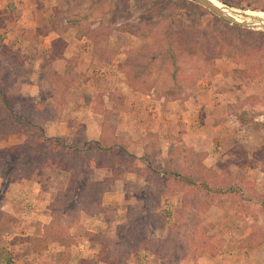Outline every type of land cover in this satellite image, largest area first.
I'll list each match as a JSON object with an SVG mask.
<instances>
[{
    "label": "rangeland",
    "instance_id": "rangeland-1",
    "mask_svg": "<svg viewBox=\"0 0 264 264\" xmlns=\"http://www.w3.org/2000/svg\"><path fill=\"white\" fill-rule=\"evenodd\" d=\"M215 1L257 18L264 14V0L243 4L248 9ZM148 6L159 13L143 36L142 8ZM173 18L170 43L179 57L151 61ZM231 25L189 0H0V85L19 99L18 116L25 98L42 109L33 120L47 125L42 137L37 129L3 136L11 122L0 123V213L6 214L0 264H105L97 258L100 243L88 233L105 240L123 264H264L258 234L264 228V162L252 157L264 150V51L247 66L231 59V45H225L248 35L256 40L264 30L246 28V34ZM186 32L192 38L182 46ZM57 40L65 47L55 60ZM16 56L22 59L11 60ZM18 61L25 70L20 75L12 67ZM87 129L104 146L129 155L121 158L122 179L102 195V209L93 215L85 213L93 200L85 203L84 184L64 196L68 174L45 161L51 152L82 149L90 140ZM154 166H189L217 175L219 183L230 177L238 191L203 207L206 196L190 202L168 191L152 176ZM82 169L93 181L111 176L93 162ZM138 227L157 248L167 241V250L128 251L126 237ZM198 234L211 246L190 257ZM29 237L36 250L47 240V249L13 243Z\"/></svg>",
    "mask_w": 264,
    "mask_h": 264
},
{
    "label": "trees",
    "instance_id": "trees-1",
    "mask_svg": "<svg viewBox=\"0 0 264 264\" xmlns=\"http://www.w3.org/2000/svg\"><path fill=\"white\" fill-rule=\"evenodd\" d=\"M222 4L236 7V8H245L243 4H246V7H248V1L250 0H236L234 3H225L223 0H218ZM220 5L219 3H217ZM221 6V5H220ZM142 15L141 18L144 19V29L141 30V33L143 36L148 35V29L149 22L151 23L154 18L159 13L158 6H154V8L145 7L142 8ZM148 19L147 21H145ZM218 20L228 25V23H225L222 21V19ZM177 24V21L173 18L170 21L169 26L166 28L165 32L160 35V39L156 40L155 47H154V53L151 57V61H159L160 63L166 62L165 58H169L171 63H175L176 59L180 55V51H175L170 43L171 41V35L173 29H175ZM232 29L237 30L239 32H243L246 34H250L249 30H247L244 27L237 26V25H231ZM133 29V26L132 28ZM132 31V30H131ZM96 33L91 34L89 37L90 39L94 40ZM251 36V35H250ZM249 35L245 38H236L234 41L225 42V45L231 49L230 52H228V56L231 59H234L236 62L245 63L247 66L254 60H259L261 57V53L264 51V33L260 32L259 37L254 40V38L250 37ZM177 37V35H174V38ZM191 36L189 35V32H186L185 34H182L179 38L180 42L182 43V46H185L189 44L188 42L191 40ZM233 43V44H232ZM162 47H161V46ZM65 47V42L57 40L54 41V54L53 58L55 60H58L60 56L62 55V49ZM188 48V47H187ZM17 57V58H16ZM16 57H9V61L15 59H22L21 56ZM10 58H12L10 60ZM10 64V62L8 63ZM7 65V64H6ZM5 65V66H6ZM3 70H6L5 67ZM15 68V70L18 72V75H20L22 72L24 73V67L23 62H17L16 65L12 66ZM10 66V68H12ZM10 68L7 70L10 71ZM1 75V74H0ZM1 77V76H0ZM0 82H2L0 78ZM19 99H14L11 95L9 89L5 88L4 86L0 85V123H2V119H9L11 122V130H8L6 133L3 134V136L11 135L14 133L17 134H30L33 129H37L40 132L41 137L46 132V124L45 125H39L37 122H35L33 119L36 118V116L42 114L40 111L42 109L39 107L38 104H34L31 102H27V99L20 98V108L23 110V115L18 116L15 112L16 107V101L18 105ZM41 109V110H40ZM5 117V118H4ZM39 125V126H38ZM107 127L114 131V126L107 124ZM2 127L0 128V132ZM2 137V136H0ZM45 142H48L45 140ZM120 149V150H119ZM85 155L83 156V154ZM122 155H121V154ZM49 158L45 161H49L52 163L54 168H56L58 171L68 174L67 184H66V191L64 196H68V194H71L72 192H76L78 189H80V185L82 186V183L84 184V201L85 203H88L93 200V202L89 207L85 208V213L88 214H95L96 212H100L102 209V205H100V200L102 195L105 192H109L111 187L116 183L117 181H120L123 177L124 173V166L121 165V158L122 156L125 158H128L129 155L125 148H118L115 145L111 146H104L103 142L101 140H87L83 142V148L77 149L68 147L65 148L63 151H59L57 153L51 152L49 154ZM252 157L254 159H257L258 161L264 162V150L256 151L252 154ZM133 158V157H132ZM84 159V160H83ZM86 160V161H85ZM128 161V160H127ZM84 162V163H82ZM87 162H93L95 169H109L111 171V176L103 179L102 181H93L90 177V170L88 169H82L83 164L86 165ZM126 163V162H124ZM152 176L156 177L157 181L162 180L166 183L168 191L175 192V193H182L184 195V200H188L191 202V198L193 196H206L208 199L204 200L201 204L203 207H207L210 205L216 198V196H229L232 193H235L237 190V187L234 186L233 181H231V178L228 179L225 178V180H221V182H217L219 180V177L213 173L203 172L199 170H192L191 167L188 166V168L180 169L178 167H164L162 170H159L156 166L152 168ZM198 171V172H194ZM31 172L29 171V175ZM216 181V182H215ZM210 197V199H209ZM88 201V202H87ZM260 204H261V210L264 212V194L260 196ZM201 209V207L197 208ZM2 215V216H1ZM3 215L6 216L4 213H0V223H2ZM196 226V225H195ZM142 227V226H141ZM137 228V234L132 233L130 236L126 237V245L129 249H133L136 251L139 250H150L154 253H159V249L163 248L166 249V247H169L168 242H163L159 240L158 248L157 246H154L150 241H146L143 237V231L142 228ZM197 226L195 227V229ZM194 229V230H195ZM195 233V231H192ZM196 234V233H195ZM258 234H262V238L264 239V228L259 231ZM88 235L91 236V238L95 242L100 243V254L97 255V258H99L100 262H103L105 264H123L121 259L118 257V254L114 253L112 250L108 248V244L105 240L98 238L92 233H88ZM202 238L199 234L195 236L192 241L193 244L196 243L197 247L194 252H189L188 256L194 257L198 253L207 252V250L210 248L211 244L208 242L202 243ZM205 238H207L205 236ZM35 238H26V240L21 239H15L13 241L14 244H24V243H30L31 246L36 250L35 244L31 243V241H34ZM203 246H201V244ZM263 243V242H262ZM47 240L44 239V243L38 244L39 250L36 251H45L47 249ZM166 245V247H165ZM126 247V248H127ZM158 249V250H157ZM167 250V249H166ZM189 251V250H188ZM198 251V252H196ZM163 253V251L160 252V255Z\"/></svg>",
    "mask_w": 264,
    "mask_h": 264
},
{
    "label": "water",
    "instance_id": "water-1",
    "mask_svg": "<svg viewBox=\"0 0 264 264\" xmlns=\"http://www.w3.org/2000/svg\"><path fill=\"white\" fill-rule=\"evenodd\" d=\"M191 2H194L195 4L205 8L218 18L222 19L223 21L232 24L241 26L248 29H257V30H264V20L251 16L247 12H240L235 11L229 8H226L222 6L219 8L216 6V4L213 2L215 0H189ZM217 2V1H215ZM218 3V2H217ZM238 17L244 19V21L238 20Z\"/></svg>",
    "mask_w": 264,
    "mask_h": 264
},
{
    "label": "crops",
    "instance_id": "crops-1",
    "mask_svg": "<svg viewBox=\"0 0 264 264\" xmlns=\"http://www.w3.org/2000/svg\"><path fill=\"white\" fill-rule=\"evenodd\" d=\"M94 136H95V134H93V132H91V134H89V133H88V129H87V137H88V139H90V140H96V139L94 138Z\"/></svg>",
    "mask_w": 264,
    "mask_h": 264
},
{
    "label": "bare ground",
    "instance_id": "bare-ground-1",
    "mask_svg": "<svg viewBox=\"0 0 264 264\" xmlns=\"http://www.w3.org/2000/svg\"><path fill=\"white\" fill-rule=\"evenodd\" d=\"M216 6H218L219 8H221V7H222V6H219V5H217V4H216ZM255 16H258V17H260V18L262 17V18H263V20H264V14H263V15H260V16H259V15H255Z\"/></svg>",
    "mask_w": 264,
    "mask_h": 264
}]
</instances>
